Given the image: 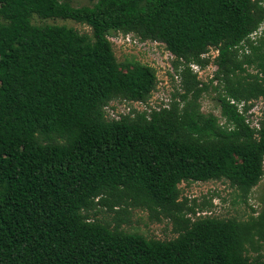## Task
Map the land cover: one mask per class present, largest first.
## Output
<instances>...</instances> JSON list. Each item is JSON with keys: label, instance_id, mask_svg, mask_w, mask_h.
Masks as SVG:
<instances>
[{"label": "trees", "instance_id": "16d2710c", "mask_svg": "<svg viewBox=\"0 0 264 264\" xmlns=\"http://www.w3.org/2000/svg\"><path fill=\"white\" fill-rule=\"evenodd\" d=\"M90 1L0 0V264H264V200L246 221L198 216L180 188L226 180L247 201L264 177V31L252 38L264 0ZM112 33L164 44L183 92L109 117L114 101L147 105L159 84L154 67L117 59ZM210 63L205 83L192 66ZM210 86L221 118L201 109ZM130 208L177 237L125 231Z\"/></svg>", "mask_w": 264, "mask_h": 264}, {"label": "rangeland", "instance_id": "374dc122", "mask_svg": "<svg viewBox=\"0 0 264 264\" xmlns=\"http://www.w3.org/2000/svg\"><path fill=\"white\" fill-rule=\"evenodd\" d=\"M74 6L91 5L90 0H70ZM32 22L37 25L58 24L67 25L76 28L80 32H91L90 27L85 24L77 23L73 20L64 19H46L42 20L33 17ZM264 31V23L259 31L252 36L253 39L258 37ZM113 44V48L117 59L123 62L128 59H135L144 64L150 65L157 70L159 84L153 93L147 105L141 103H129L122 101H114L106 108L109 117L118 118L120 114H126L131 109L138 111L158 109L160 106H167L173 93H182L181 77L173 67L174 56L166 49L165 45L158 42L143 41L134 34L112 33L109 36ZM208 55L214 57L217 55L216 50H211ZM197 73L199 79L205 83H209L217 69L213 63L197 72L198 67L192 66ZM216 85V83H214ZM218 93L210 86L201 98V109L204 113H213L220 117V108L217 101ZM261 109L259 102L256 111ZM254 113V112H253ZM255 114L258 115L257 112ZM221 123L224 122L220 119ZM183 199H187L186 203L195 206L199 211L198 216H212L219 218H237L246 221L250 216H257L263 206L264 200V177L261 182L252 190L245 201L240 192L232 187L226 180L208 181V182H183L180 185ZM202 209V210H201ZM255 210L252 211V210ZM118 211V210H117ZM98 219L115 224L114 219L117 212L107 211L106 208L99 209L96 212ZM127 220L123 221L122 228L127 232H138L149 238H158L162 240L173 239L177 237V233L173 231L172 223L168 219L157 221L147 210L130 208L129 212L120 214ZM264 253V249H262ZM248 255L252 258L256 257L257 252L249 249Z\"/></svg>", "mask_w": 264, "mask_h": 264}, {"label": "built area", "instance_id": "2783aa9c", "mask_svg": "<svg viewBox=\"0 0 264 264\" xmlns=\"http://www.w3.org/2000/svg\"><path fill=\"white\" fill-rule=\"evenodd\" d=\"M194 66L195 65H193V67ZM200 70H202V69L200 67H198L197 72H199ZM259 102L261 105V109L259 107V111H256L255 108H258ZM135 103H139V102H135ZM252 103H254V106L250 110H248V112L246 113V116L248 117V122L251 121V127L259 129L260 128L259 119L262 116L263 102L262 101H254ZM238 107H239L240 112L243 113L244 112V109H243L244 103L239 104ZM255 112H257L258 115L255 114Z\"/></svg>", "mask_w": 264, "mask_h": 264}]
</instances>
